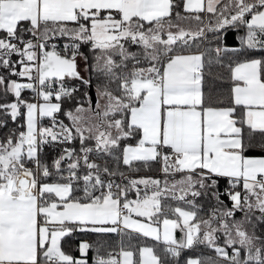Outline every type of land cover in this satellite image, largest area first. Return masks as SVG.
I'll return each mask as SVG.
<instances>
[{"label":"snow or ice","instance_id":"obj_1","mask_svg":"<svg viewBox=\"0 0 264 264\" xmlns=\"http://www.w3.org/2000/svg\"><path fill=\"white\" fill-rule=\"evenodd\" d=\"M0 264H264V0H0Z\"/></svg>","mask_w":264,"mask_h":264},{"label":"trees","instance_id":"obj_2","mask_svg":"<svg viewBox=\"0 0 264 264\" xmlns=\"http://www.w3.org/2000/svg\"><path fill=\"white\" fill-rule=\"evenodd\" d=\"M227 42L229 44L234 43V33H232V32L227 33ZM74 243H77L78 244L79 241L78 240H75ZM88 255H89V258H91V253H89Z\"/></svg>","mask_w":264,"mask_h":264}]
</instances>
